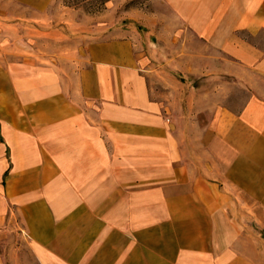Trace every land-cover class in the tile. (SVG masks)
Here are the masks:
<instances>
[{
    "label": "crops",
    "instance_id": "0c3cea01",
    "mask_svg": "<svg viewBox=\"0 0 264 264\" xmlns=\"http://www.w3.org/2000/svg\"><path fill=\"white\" fill-rule=\"evenodd\" d=\"M161 1L222 81L154 77L133 24L36 51L56 0H0V264H264V0Z\"/></svg>",
    "mask_w": 264,
    "mask_h": 264
},
{
    "label": "rangeland",
    "instance_id": "374dc122",
    "mask_svg": "<svg viewBox=\"0 0 264 264\" xmlns=\"http://www.w3.org/2000/svg\"><path fill=\"white\" fill-rule=\"evenodd\" d=\"M52 10H57L56 17L51 14L54 18L53 24L57 22V25H61L57 29V46L55 48L49 43L48 25L42 22L39 26L38 22L30 21L31 26L26 28L25 34L29 40V47H34L36 51L39 49L47 53L50 49H55L57 53L74 52L81 40L85 42L94 38L101 32V27L107 31L117 29L132 31L133 24L141 43L145 65L153 71L154 77L158 78L164 72L170 73L183 81H193L200 87L222 81L216 79L212 82L203 77L182 75L175 61L166 62L171 48L163 47L159 41L160 23L163 20L166 25L175 27L177 21L161 0H56ZM141 15L146 16L143 22L134 21V18ZM151 23H156L153 30L145 27ZM38 29L47 35H42L41 38L34 35L38 33ZM54 29L52 28L53 31ZM32 39L33 42L35 40L34 43ZM231 86L236 90L242 88L237 83H232ZM250 227L254 231L257 230L255 224H250Z\"/></svg>",
    "mask_w": 264,
    "mask_h": 264
}]
</instances>
